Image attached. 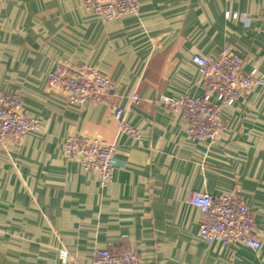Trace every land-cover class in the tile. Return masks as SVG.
Masks as SVG:
<instances>
[{"label":"crops","instance_id":"0c3cea01","mask_svg":"<svg viewBox=\"0 0 264 264\" xmlns=\"http://www.w3.org/2000/svg\"><path fill=\"white\" fill-rule=\"evenodd\" d=\"M82 1L0 0V90L17 93L39 126L0 146V264H91L95 247L128 248L140 264H264V87L222 109L225 129L210 145L156 102L204 95L194 54L229 47L243 72L264 73V0H140L137 15L106 22ZM61 59L114 89L101 103L68 104L46 86ZM117 109L137 139L119 132ZM71 133L114 145L103 188L64 159ZM192 191L246 204L259 249L203 243Z\"/></svg>","mask_w":264,"mask_h":264},{"label":"built area","instance_id":"2783aa9c","mask_svg":"<svg viewBox=\"0 0 264 264\" xmlns=\"http://www.w3.org/2000/svg\"><path fill=\"white\" fill-rule=\"evenodd\" d=\"M83 6L92 11L99 20L110 21L123 16H135L140 0H83ZM233 18L236 14L232 15ZM201 76L205 93L200 98L187 95L173 98L160 95L156 102L173 112H179L187 120V137L191 140L213 144L225 129L221 118L223 108L232 105L255 87H264V73L242 70V59L231 48L225 47L216 56L194 54L191 58ZM47 88L64 96L66 102L77 109L85 105L101 103L114 89L113 83L99 74L95 68L61 59L46 75ZM135 104L136 94L131 96ZM119 132L133 139L139 132L123 120V110L115 113ZM38 121L28 116L22 108L20 96L15 92L0 90V146L9 139H21L29 132L38 130ZM115 147L96 138L78 133L67 135L63 142L66 161L78 162L85 172L95 173L103 188L112 179L115 169ZM186 202L204 217L199 223L197 235L209 244L217 242L222 247L245 246L258 250L255 238L254 214L234 194L211 195L206 192H189ZM91 264H140L137 255L130 249L114 252L110 249L93 250Z\"/></svg>","mask_w":264,"mask_h":264}]
</instances>
